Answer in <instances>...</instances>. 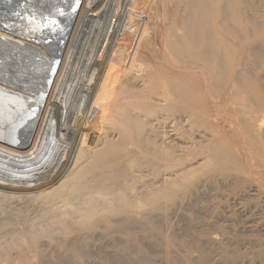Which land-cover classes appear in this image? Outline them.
Returning a JSON list of instances; mask_svg holds the SVG:
<instances>
[{
    "label": "bare ground",
    "instance_id": "obj_1",
    "mask_svg": "<svg viewBox=\"0 0 264 264\" xmlns=\"http://www.w3.org/2000/svg\"><path fill=\"white\" fill-rule=\"evenodd\" d=\"M141 4L144 9H139ZM151 14L154 32L146 39V21ZM242 16L243 9L234 0H84L76 20L85 18L88 25L86 38L79 39L82 50L74 36L75 23L26 145L24 139L9 137L2 129L15 114L3 109L4 102L17 104L0 93L3 200L28 209L40 203L38 224L12 236L7 234L6 243H0V260L13 252H18L19 260H41L59 254V249H64L68 258L74 257L76 246L85 244L96 230L103 229L107 235L114 227L124 228L130 214L144 208V198L137 188L139 198L133 200L134 187L126 183L127 170L118 177L114 172L128 163L123 155L129 146L145 149L142 128L149 116L165 125L169 120L165 116L175 109L179 119L175 118L174 130L183 127V120L192 128L197 118L215 120L213 130L220 132L225 118L232 117L228 97L241 89L253 99L241 127L250 134L255 130L264 114V86L243 66L240 57L247 54L251 62L255 58L263 61L264 31L246 27L252 34L237 37L231 21H240ZM121 38L127 52L114 47ZM131 42L134 45L128 46ZM17 43L37 48L0 32V55L10 61L0 72V88L32 97L7 85L12 83L8 70L31 64L25 63L30 57L22 63L15 61L18 55L14 57L9 48L20 51ZM111 49L114 54L109 59L106 53ZM143 58L150 61L147 66L140 62ZM21 123L11 122L14 128ZM23 131H28L26 126ZM228 150L222 155L230 154ZM125 174L123 187L111 186L121 176L120 183ZM41 246L51 252L45 255Z\"/></svg>",
    "mask_w": 264,
    "mask_h": 264
},
{
    "label": "rangeland",
    "instance_id": "obj_2",
    "mask_svg": "<svg viewBox=\"0 0 264 264\" xmlns=\"http://www.w3.org/2000/svg\"><path fill=\"white\" fill-rule=\"evenodd\" d=\"M234 1L243 9L241 20L231 21L237 37L252 34L246 32V27L264 31V0ZM144 7L141 4L139 9ZM150 17L152 14L146 21L149 25L146 39L154 32L155 22ZM76 25L74 36L80 51V40L86 38L89 30L85 18H80ZM122 40L114 47L127 52ZM112 53L113 49L106 57L110 59ZM240 59L264 86V59L260 62L255 58L251 62L247 54ZM140 62L145 66L150 63L147 58ZM233 92L228 97L232 117L225 118L220 132L213 130L215 120L197 118L192 128L183 120V127L174 130V121L178 118L175 109L166 114L169 120L165 125L158 124L151 116L144 120L142 145L145 149L129 146L126 152L123 150V157L131 165L126 163L121 171L114 172L118 177L127 170L131 178L125 174L120 183L121 176L110 184L121 188L128 176L126 183L134 187L133 200L143 194L144 208L130 214L124 228L114 227L107 235L103 229L96 230L83 246H76L74 257L68 258L66 251L59 249V254L53 253L52 257L19 260L18 252H13L1 259L0 264H264V114L259 117L255 130L247 133L241 123L249 111L252 95L241 89ZM221 150H228L230 154L222 155ZM3 194L0 191V222L4 223L0 228L1 244L10 237L7 234L12 236L30 224H38L40 210V203L28 209L23 204L19 206L20 203L4 202ZM41 247L45 255L51 252L49 247Z\"/></svg>",
    "mask_w": 264,
    "mask_h": 264
},
{
    "label": "water",
    "instance_id": "obj_3",
    "mask_svg": "<svg viewBox=\"0 0 264 264\" xmlns=\"http://www.w3.org/2000/svg\"><path fill=\"white\" fill-rule=\"evenodd\" d=\"M83 2L84 0H0V32L37 47L33 49L29 45L17 43L20 51L9 48L14 57L18 55L16 60L14 59L16 62L22 63L23 58L30 57L25 63L31 64L18 70L16 68L8 70L10 72L7 75L12 78V83L7 85L32 97H23L0 88L1 94L9 95L17 104L4 102L3 109L13 111L15 114L2 129L9 137H15L19 141L24 139L25 145L30 140L40 116L51 81L56 74ZM6 62L10 64L9 59L0 55V72H3L5 66H9ZM0 114L3 115L1 110ZM17 120L22 123L18 128H14L12 124ZM25 126L28 131L23 134Z\"/></svg>",
    "mask_w": 264,
    "mask_h": 264
}]
</instances>
